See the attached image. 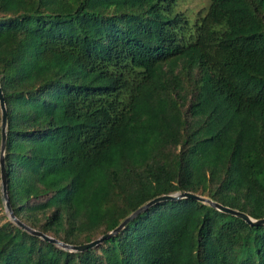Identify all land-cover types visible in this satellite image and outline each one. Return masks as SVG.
<instances>
[{
    "label": "trees",
    "instance_id": "trees-1",
    "mask_svg": "<svg viewBox=\"0 0 264 264\" xmlns=\"http://www.w3.org/2000/svg\"><path fill=\"white\" fill-rule=\"evenodd\" d=\"M178 3L0 0L22 223L79 246L177 192L264 218V0H209L194 22ZM0 264H264V225L181 199L68 252L11 223L0 186Z\"/></svg>",
    "mask_w": 264,
    "mask_h": 264
},
{
    "label": "water",
    "instance_id": "water-1",
    "mask_svg": "<svg viewBox=\"0 0 264 264\" xmlns=\"http://www.w3.org/2000/svg\"><path fill=\"white\" fill-rule=\"evenodd\" d=\"M0 113H1V141H0V186H1V196L4 205V211L11 223H13L19 229L29 233L32 236L38 237L46 242L54 244L58 248L68 251V252H83L86 250L93 249L101 244L103 241L115 236L118 232H120L130 221L135 219L137 216L142 214L143 212L147 211L152 206L161 203V202H168V201H178L181 199H192L202 204H206L211 208L223 213L235 217L237 219L242 220L247 225L252 227H258L264 225V218L262 219H253L249 217L247 214L231 209L229 207H225L219 203H216L209 198L202 197L196 195L191 192H177L174 194L169 195H161L152 199L151 201L147 202L143 206L139 207L135 212L130 214L127 218H125L114 230L106 233L105 235L100 236L98 239L83 244L79 246L68 245L63 242H60L50 236H47L37 230H34L24 223H22L13 213L11 208L8 191H7V177H6V168H5V150H6V142H7V108L4 100V95L0 87Z\"/></svg>",
    "mask_w": 264,
    "mask_h": 264
},
{
    "label": "rangeland",
    "instance_id": "rangeland-1",
    "mask_svg": "<svg viewBox=\"0 0 264 264\" xmlns=\"http://www.w3.org/2000/svg\"><path fill=\"white\" fill-rule=\"evenodd\" d=\"M209 3V0H179L177 10L183 12L190 22Z\"/></svg>",
    "mask_w": 264,
    "mask_h": 264
}]
</instances>
